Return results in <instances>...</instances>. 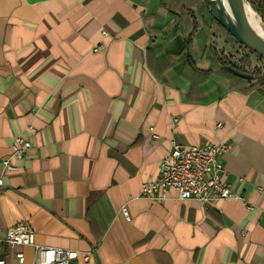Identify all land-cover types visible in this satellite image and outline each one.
Wrapping results in <instances>:
<instances>
[{
  "label": "crops",
  "instance_id": "1",
  "mask_svg": "<svg viewBox=\"0 0 264 264\" xmlns=\"http://www.w3.org/2000/svg\"><path fill=\"white\" fill-rule=\"evenodd\" d=\"M212 23L202 0H0V229L89 253L70 264H264V85L220 69ZM172 140L227 142L240 197L142 195Z\"/></svg>",
  "mask_w": 264,
  "mask_h": 264
},
{
  "label": "built area",
  "instance_id": "2",
  "mask_svg": "<svg viewBox=\"0 0 264 264\" xmlns=\"http://www.w3.org/2000/svg\"><path fill=\"white\" fill-rule=\"evenodd\" d=\"M100 44L96 49L102 48ZM177 119H174L176 121ZM32 147L29 139L17 134L9 155L2 160L3 171L17 169L12 160L21 159ZM227 142L208 143L203 145L183 146L172 140L170 148L163 156L159 174L142 186V195L146 197L168 198L171 190H175L181 200L194 199L203 206L213 205L218 200L240 197L223 179V154L229 149ZM4 184L0 174V186ZM124 216L129 220L130 215L126 205L122 206ZM247 230V226L244 231ZM4 232V235L1 234ZM4 245L15 249L17 246L31 245L35 248L36 256L29 264H70L73 260L83 258L87 261L89 253L81 254L71 248L39 245L35 241V232L26 222L0 229V252ZM19 264H25L23 251H15ZM0 264H6L0 256Z\"/></svg>",
  "mask_w": 264,
  "mask_h": 264
},
{
  "label": "water",
  "instance_id": "3",
  "mask_svg": "<svg viewBox=\"0 0 264 264\" xmlns=\"http://www.w3.org/2000/svg\"><path fill=\"white\" fill-rule=\"evenodd\" d=\"M209 3L212 17L234 38L257 53L264 61V41L254 33L248 23L245 9L246 0H229L232 15L229 14V8L224 5L222 0H210ZM224 68L245 79L255 78V75L243 72L232 65L226 64Z\"/></svg>",
  "mask_w": 264,
  "mask_h": 264
},
{
  "label": "rangeland",
  "instance_id": "4",
  "mask_svg": "<svg viewBox=\"0 0 264 264\" xmlns=\"http://www.w3.org/2000/svg\"><path fill=\"white\" fill-rule=\"evenodd\" d=\"M210 2V1H209ZM252 7L251 3L249 0H246ZM210 6V4H209ZM253 8V7H252ZM210 9V7H208ZM255 16L259 19L262 20L264 23V20L262 16L253 8ZM210 12V10H209ZM212 24H213V29L215 31L214 36H215V47H217L218 51H222L221 54L223 55L222 57H225V60H231V61H238L239 58L242 57L243 52H246L251 56L252 64L254 69L260 68L261 70H256L255 73V79H261L264 74V64L263 60L259 57L257 53L251 52L250 50H246L243 48H238V42L235 41V39L232 37V35L225 30L213 17H212ZM255 30V26H254ZM256 33V31H255ZM250 68V66H248ZM248 67H245V69H249Z\"/></svg>",
  "mask_w": 264,
  "mask_h": 264
},
{
  "label": "trees",
  "instance_id": "5",
  "mask_svg": "<svg viewBox=\"0 0 264 264\" xmlns=\"http://www.w3.org/2000/svg\"><path fill=\"white\" fill-rule=\"evenodd\" d=\"M202 1H203V6L205 5L207 8L210 7L209 6V4H210L209 1L210 0H202ZM249 1L251 3L252 7L262 16V18L264 20V0H249ZM209 10L210 9H208V11ZM210 13H211V11H210ZM234 39H235V41H237L239 43L238 44V48H243V49H246V50L247 49L250 50L248 47H246L241 42H239L236 38H234ZM250 51L253 52L252 50H250ZM219 61L223 65V67L220 66V69H223L224 66L227 64V65H232V66L238 68L239 70H241L243 72H246V73H249V74H252V75H255L256 70H261L260 68L254 69L253 64H252V60H251V56L249 54H247L246 52H243L242 57L239 58V60L236 61V62L235 61H231V60H225V57H222V56L219 57ZM263 64H264V61H263ZM248 66H250V68ZM245 67H248L249 69H245ZM224 72L228 76H230L231 78H238V76H236L235 74H233V73H231L229 71L225 70ZM262 76L263 77L261 79H257V83L264 85V74H262Z\"/></svg>",
  "mask_w": 264,
  "mask_h": 264
},
{
  "label": "bare ground",
  "instance_id": "6",
  "mask_svg": "<svg viewBox=\"0 0 264 264\" xmlns=\"http://www.w3.org/2000/svg\"><path fill=\"white\" fill-rule=\"evenodd\" d=\"M224 2V5L229 8V14L232 15V11L230 8V4H229V0H222ZM245 9H246V17L248 20V23L250 24V27L252 28V30L256 31V35L262 40L264 41V23L262 22V20H259L253 11V8L250 6V4H248V2H246L245 5ZM254 26H255V30H254Z\"/></svg>",
  "mask_w": 264,
  "mask_h": 264
}]
</instances>
